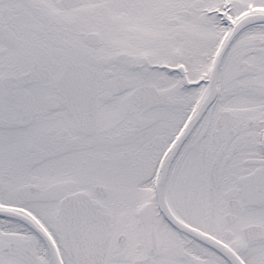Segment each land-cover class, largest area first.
I'll list each match as a JSON object with an SVG mask.
<instances>
[{
  "label": "snow or ice",
  "instance_id": "1",
  "mask_svg": "<svg viewBox=\"0 0 264 264\" xmlns=\"http://www.w3.org/2000/svg\"><path fill=\"white\" fill-rule=\"evenodd\" d=\"M0 264H264V0H0Z\"/></svg>",
  "mask_w": 264,
  "mask_h": 264
}]
</instances>
